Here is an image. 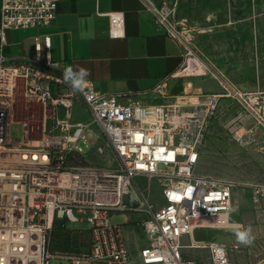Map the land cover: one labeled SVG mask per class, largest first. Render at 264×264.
Segmentation results:
<instances>
[{
  "label": "built area",
  "instance_id": "2783aa9c",
  "mask_svg": "<svg viewBox=\"0 0 264 264\" xmlns=\"http://www.w3.org/2000/svg\"><path fill=\"white\" fill-rule=\"evenodd\" d=\"M57 3L2 0L0 264H50L49 237L57 222L88 226L80 230L88 235L86 251L65 258L72 264H197L184 256L192 246L208 249L210 264H233L225 245L192 241L196 228L231 226L238 188L234 180L198 171L209 108L184 115L177 103L152 105L135 99L141 93H103L92 82L74 93L58 64L5 56L6 32L54 25ZM109 17L110 36L122 37L124 13ZM158 22L181 43L159 16ZM182 66L154 91L165 95L163 85L181 76ZM216 99L209 97L208 104ZM75 100L90 121L73 119ZM243 102L264 129V106ZM102 141L113 153V167L88 162L93 150L104 152L97 147ZM130 215L141 217L147 241L138 260L127 243V222L117 220Z\"/></svg>",
  "mask_w": 264,
  "mask_h": 264
},
{
  "label": "crops",
  "instance_id": "0c3cea01",
  "mask_svg": "<svg viewBox=\"0 0 264 264\" xmlns=\"http://www.w3.org/2000/svg\"><path fill=\"white\" fill-rule=\"evenodd\" d=\"M170 1H178L181 15L230 18L214 30L211 41L214 56L209 61L212 74L171 77L162 87L165 95L154 89L179 70L183 49L159 25L150 0H58L54 25L8 30L4 54L20 63L58 64L62 74L68 66L74 70L88 69L91 73L88 79L99 91L141 93L135 99L152 105L174 104L180 95L204 103L211 95L219 96L222 98L219 112L226 118L229 116L235 138L244 130L243 138L253 140L254 115L241 113L243 100L250 101L251 105L257 101L264 106V0ZM1 6L2 0L0 28ZM113 12L125 15L123 36L119 38L109 34V13ZM241 117L244 119L239 120ZM226 118L221 117L216 130L223 129L221 123ZM238 197L236 191L235 210L229 216L231 226L241 225L236 215L242 204ZM130 217L127 216L126 222ZM133 227L132 224L125 227V235L133 258L138 260L140 249L147 241L136 238ZM198 229L194 230L192 241L204 242L195 237ZM210 229L219 230L220 234L206 243L225 237L224 229ZM192 241L184 239V242Z\"/></svg>",
  "mask_w": 264,
  "mask_h": 264
},
{
  "label": "rangeland",
  "instance_id": "374dc122",
  "mask_svg": "<svg viewBox=\"0 0 264 264\" xmlns=\"http://www.w3.org/2000/svg\"><path fill=\"white\" fill-rule=\"evenodd\" d=\"M150 2L158 16L177 32L183 45L184 57L181 75L185 78L211 75L213 69L209 61L212 62L210 57L214 56L211 46L214 30L219 23L230 17L181 15L178 1L150 0ZM209 37L211 38L209 39ZM49 71L61 75L59 72ZM181 96L183 95H180L176 103L181 106V113L184 115L196 113L203 107L209 108L198 171L202 174L231 179L238 183L236 191L242 204L236 215L241 221V225L222 230L225 232V237L217 242L228 248L233 264H264V129L254 120L253 140L243 138L246 135L244 130H240L235 138V129L230 124L229 116L226 118L224 113L219 112L221 97L217 96L216 102L209 105L208 101L204 103L198 99L188 100ZM73 105L74 120L90 121L89 113L85 111L80 102L75 100ZM247 113L249 114L243 107L241 114L246 115ZM221 117L226 119H223L224 121L221 123L223 129L218 131L215 129V125L220 122ZM243 117L239 120H243ZM233 119L234 117L231 118L232 121ZM97 147L103 148L104 152L100 154L93 150L88 162L93 165L113 167L114 156L110 148L104 141L98 143ZM153 192L155 198L160 199V188L157 182L153 184ZM255 198H258V201H255ZM130 216L124 226L127 228L130 224L134 225L135 237L145 238L139 228L141 217ZM117 220L126 222L127 217H119ZM249 227L254 242L250 246H244L238 243L235 232L246 230ZM87 229L88 226L84 223L79 224L76 229L64 222H57L49 237V251L54 256L50 264H72L65 258L84 253L89 244L88 235L83 232ZM219 234V230L199 228L195 237L206 243V241L218 237ZM190 243L192 244V242ZM190 243L184 242V244ZM184 256L187 259L195 260L197 264H210V255L206 248L196 246L185 248ZM81 264L91 263L82 262Z\"/></svg>",
  "mask_w": 264,
  "mask_h": 264
},
{
  "label": "clouds",
  "instance_id": "9594fccd",
  "mask_svg": "<svg viewBox=\"0 0 264 264\" xmlns=\"http://www.w3.org/2000/svg\"><path fill=\"white\" fill-rule=\"evenodd\" d=\"M90 75V71L82 67L74 70L73 67L68 66L63 69V80L70 85L74 93H82L91 84L88 79ZM235 236L238 243L244 246H250L254 242L250 227L246 230L236 231Z\"/></svg>",
  "mask_w": 264,
  "mask_h": 264
}]
</instances>
